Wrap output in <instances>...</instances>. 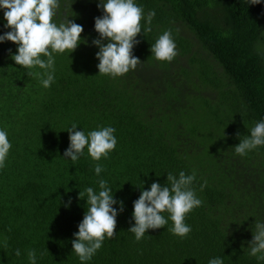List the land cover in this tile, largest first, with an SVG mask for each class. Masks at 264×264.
<instances>
[{"label":"trees","instance_id":"trees-1","mask_svg":"<svg viewBox=\"0 0 264 264\" xmlns=\"http://www.w3.org/2000/svg\"><path fill=\"white\" fill-rule=\"evenodd\" d=\"M99 2L58 0L53 22L68 16L84 31L75 51L53 53L48 88L11 58L16 43L0 42V129L12 145L0 168V264H30V249L36 264H208L216 257L264 264L248 254L254 223L264 222V145L243 156L234 150L264 120V0H134L144 12L133 47L141 62L115 78L99 74V47L92 44L99 37L95 17L104 14ZM153 10L152 30L144 34ZM4 11L0 35L11 30ZM166 30L177 46L171 62L150 50ZM74 123L85 134L115 128V149L99 161L87 146L76 162L65 158ZM97 163L104 169L99 176ZM193 170L191 187L202 205L185 216L191 232L183 238L170 232L174 222L165 211L168 223L137 241L128 229L140 187ZM99 179L123 200L124 211L114 237L105 236L91 260L81 262L71 243L86 211L79 192L99 191Z\"/></svg>","mask_w":264,"mask_h":264},{"label":"clouds","instance_id":"clouds-1","mask_svg":"<svg viewBox=\"0 0 264 264\" xmlns=\"http://www.w3.org/2000/svg\"><path fill=\"white\" fill-rule=\"evenodd\" d=\"M248 3L260 4L261 0H248ZM97 6L104 13L103 16L95 17L94 28L99 37L92 40V44L99 47L95 54L100 61L97 65L99 74L115 78L128 73L130 69L135 70L141 62L139 57L133 55V47L140 43L136 37L142 30L143 8L134 3V0H100ZM58 7V0H0V8L5 9V27L11 29L0 35V42L12 41L18 45L16 53L8 50L11 58L17 65L28 69L27 76L37 78L45 88L50 87L55 78L53 53H63L69 49L71 52L75 51L84 31L82 25L68 16H65L59 25L54 23L53 17ZM155 14L154 10L147 14L149 27L143 29L144 34L151 32L150 25ZM150 50L158 61L171 62L178 54L171 30L164 31L156 42L151 44ZM42 56L47 59H42ZM37 67L43 71H32ZM67 131L70 146L63 156L73 162L83 155L86 146L91 158L99 161L101 157L107 158L109 152L117 145L114 135L116 129L111 126L99 127L85 134L84 131H78L74 123ZM236 135L241 137L239 132ZM261 145H264V120L256 122L250 129V134L240 139L234 150L236 154L243 156ZM11 147L7 132L0 129V168L5 166ZM94 170L99 176L104 169L97 163ZM195 180V170L191 175L180 171L178 176L169 172L164 185L154 181L150 190L140 187L141 194L133 202L132 220L135 223L128 229L134 233L137 241H140L149 229H159L168 223V219L161 214L165 211L174 222L168 229L170 232L182 238L191 232V227L185 223V216L202 205V201L197 198L195 190L191 187ZM97 183L99 191L88 187L84 192H79L80 199L86 197V211L78 225V231L73 233L75 239L71 243L81 262L91 260L102 247L105 236L114 237L116 218L124 211L123 200L114 198L108 182L99 179ZM206 185L207 181H204L201 190ZM117 203L120 204L119 209L113 207ZM70 204L71 198L65 206ZM129 222L131 223V220ZM248 248L249 255L264 260V222L255 221L253 238L248 242ZM15 255H20L19 249H16ZM27 256L30 264H36L34 249L28 250ZM208 264H223V260L219 257L212 258Z\"/></svg>","mask_w":264,"mask_h":264},{"label":"rangeland","instance_id":"rangeland-1","mask_svg":"<svg viewBox=\"0 0 264 264\" xmlns=\"http://www.w3.org/2000/svg\"><path fill=\"white\" fill-rule=\"evenodd\" d=\"M212 64L216 65V62H213V61H212ZM215 67H216V66H215ZM234 126H235V125H234ZM223 134H224V133H223ZM226 138H227V136H222V135L219 136V140H220V141H224Z\"/></svg>","mask_w":264,"mask_h":264}]
</instances>
